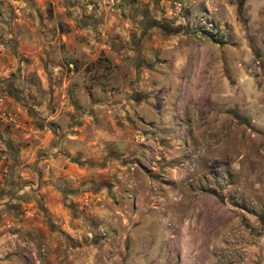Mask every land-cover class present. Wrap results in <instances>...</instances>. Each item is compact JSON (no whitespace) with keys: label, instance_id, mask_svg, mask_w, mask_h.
Segmentation results:
<instances>
[{"label":"rangeland","instance_id":"rangeland-1","mask_svg":"<svg viewBox=\"0 0 264 264\" xmlns=\"http://www.w3.org/2000/svg\"><path fill=\"white\" fill-rule=\"evenodd\" d=\"M0 264H264V0H0Z\"/></svg>","mask_w":264,"mask_h":264},{"label":"crops","instance_id":"crops-1","mask_svg":"<svg viewBox=\"0 0 264 264\" xmlns=\"http://www.w3.org/2000/svg\"><path fill=\"white\" fill-rule=\"evenodd\" d=\"M47 155H49V154H47ZM48 158H49V159H47L46 157L43 158V160H50V164H51V165L46 166V167L48 168V167H51V166H55V168H57V166L59 165L58 157L50 156V155H49ZM69 164H70V163H69ZM46 167H45V168H46ZM58 168H59V167H58ZM60 168H62V167H60ZM72 168H73V165H72V164L67 166V169H68L69 172H70V171H71V172L73 171ZM67 169H63L62 172H63V173H66V170H67ZM61 170H62V169H61ZM69 172H68V173H69Z\"/></svg>","mask_w":264,"mask_h":264},{"label":"flooded vegetation","instance_id":"flooded-vegetation-1","mask_svg":"<svg viewBox=\"0 0 264 264\" xmlns=\"http://www.w3.org/2000/svg\"><path fill=\"white\" fill-rule=\"evenodd\" d=\"M155 22V25H161L158 21H154V20H152V23H154ZM164 28V27H163Z\"/></svg>","mask_w":264,"mask_h":264},{"label":"water","instance_id":"water-1","mask_svg":"<svg viewBox=\"0 0 264 264\" xmlns=\"http://www.w3.org/2000/svg\"><path fill=\"white\" fill-rule=\"evenodd\" d=\"M155 21H157V20H155ZM155 23V22H154Z\"/></svg>","mask_w":264,"mask_h":264}]
</instances>
